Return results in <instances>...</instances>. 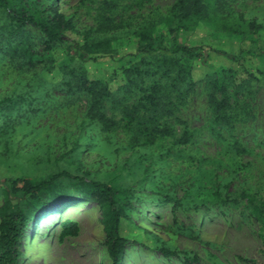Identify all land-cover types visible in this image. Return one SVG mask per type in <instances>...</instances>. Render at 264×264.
<instances>
[{"label": "rangeland", "instance_id": "obj_1", "mask_svg": "<svg viewBox=\"0 0 264 264\" xmlns=\"http://www.w3.org/2000/svg\"><path fill=\"white\" fill-rule=\"evenodd\" d=\"M175 1L12 3L41 16L49 14L53 2L77 30L98 28L92 37L106 39L107 46L119 53L136 51L143 43L169 42L176 25L188 21L171 10ZM205 3L214 18L228 12L235 25L253 20L264 27V0ZM106 17L110 21L102 26ZM7 24V11L0 7L5 34ZM11 37H28L33 49L39 50L44 35L27 25ZM59 46L61 51L52 54L56 69L81 63L67 40ZM138 56L146 62L139 67L147 71L140 75L141 87L158 81L173 96L179 95L174 114L164 118L170 133L153 142L136 139L137 125L123 119L111 99L103 101L101 111L115 124L103 128L88 115L85 93L66 94L60 86H51L44 97L42 88L52 85L53 75L40 66L45 57L32 71H25L10 66L0 55V206L6 192L12 191L13 180L69 174L59 176L53 190L43 196L45 206L25 227L13 264H113L100 208L84 196L74 177L123 191L119 198L126 220L120 232L126 242L118 264H185V258L193 264H264V224L244 196L264 203V76L233 83L232 75L222 69L224 63L205 51L192 55L158 51L155 56L140 52ZM185 65L192 68V88L179 83L173 89L177 69ZM213 80L218 82L216 90L211 87ZM211 95L224 99L218 112ZM139 96L133 91L126 97L133 102ZM184 130L187 134L181 141ZM21 185L18 182L15 188ZM68 221L76 224L77 233L62 236L63 223Z\"/></svg>", "mask_w": 264, "mask_h": 264}, {"label": "trees", "instance_id": "obj_2", "mask_svg": "<svg viewBox=\"0 0 264 264\" xmlns=\"http://www.w3.org/2000/svg\"><path fill=\"white\" fill-rule=\"evenodd\" d=\"M216 1L218 3L219 0ZM53 5L52 2L48 7L49 14L40 16L22 6L14 7L12 0H0V7L7 11L9 26L5 34L0 25V55L6 56L10 66L25 71H32L38 60L45 57V62L40 66L45 73L53 72V75L49 79L52 85L44 86L42 95L47 96L51 86H60L58 89L66 94L85 93L88 96V115L103 128L115 124V121L101 111L103 101L111 99L112 105L119 106L122 118L137 125L136 134L140 136H135L136 139L153 142L158 136L170 133V126L164 118L174 114L179 95L173 96L170 93L171 89L168 90L158 81H153L146 87L140 86V75L147 73L146 69L139 67V64L146 63L144 58H139L140 52L155 56L158 51L189 55L205 51L221 60L224 63L222 69L232 75L233 83L239 85L264 76V27L253 20L245 26L235 25V17L228 12L214 18L208 14L205 0L174 2L171 10L188 21H180L176 25L169 42L161 41L158 45L151 42L143 43L135 47L136 51L122 50L119 53L107 46L106 39L92 37L98 32V28L77 30L71 19L58 13ZM108 18L106 17V22L102 26L108 25L110 21ZM230 18L234 21H225ZM27 25L39 28L44 35L40 37L39 50L33 49V43L28 37H11L13 33H18ZM65 40L69 42V47L81 63L71 68L60 66L56 69L52 54L61 51L59 43ZM97 70L100 72L96 73ZM177 70L172 88H176L179 83H185L187 90H190L194 82L192 68L185 65ZM211 87L216 90L218 82L213 80ZM32 88L36 90V87ZM219 88L222 89L221 86ZM133 91H137L140 96L130 102L126 96ZM116 94L121 95L114 97ZM210 100L214 111L218 112L223 108L224 99L217 100L211 95ZM29 106H33L32 103H29ZM186 134L187 131L184 130L180 137L181 141ZM62 175L69 176L68 173L61 172L44 179L24 178L11 182L10 187L14 190L6 192L0 206V264H13L17 260L25 227L33 215L45 206L43 196L53 190L56 179ZM74 178L84 188V196L99 206L101 223L106 234L107 252L112 257L113 264H118L123 244L126 242L120 232L123 220H126L119 196L123 191L102 182L86 180L83 177ZM18 182L22 185L15 188ZM15 195L18 197L16 201ZM244 196L256 219L264 224V203L256 204L251 197ZM63 226L62 236L77 233L75 223L68 221L63 223ZM161 251L169 253L165 249ZM184 263L193 264V261L185 258Z\"/></svg>", "mask_w": 264, "mask_h": 264}]
</instances>
